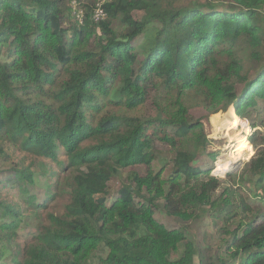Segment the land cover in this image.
Segmentation results:
<instances>
[{"label":"trees","instance_id":"trees-1","mask_svg":"<svg viewBox=\"0 0 264 264\" xmlns=\"http://www.w3.org/2000/svg\"><path fill=\"white\" fill-rule=\"evenodd\" d=\"M73 1L0 0V160L26 154L0 169V264H95L97 256L100 264H198L200 250L185 228L168 229L155 209L164 199L169 215L192 217L182 211L190 203L210 205L216 222L227 217L230 201L217 203L220 197L211 195L219 179L194 165L207 136L189 110L230 107L244 118L264 99V0H86L78 7L82 21L68 18L65 26L69 7L63 6ZM99 6L107 15L95 20ZM136 10L144 11L141 19ZM151 89L157 114L144 119L137 112ZM157 125L175 128L178 136L163 137L177 150L169 179L163 169L134 174L109 205L108 184L120 169L152 164L150 130ZM61 149L78 170L67 213L52 214L45 229L30 227L35 232L25 238L28 216L40 215L54 191L44 203L25 188L22 201L10 192L36 183L25 159L58 161ZM251 166L263 183L264 157ZM225 231L231 238L210 264H264V213ZM33 237L37 243L29 248Z\"/></svg>","mask_w":264,"mask_h":264},{"label":"rangeland","instance_id":"rangeland-1","mask_svg":"<svg viewBox=\"0 0 264 264\" xmlns=\"http://www.w3.org/2000/svg\"><path fill=\"white\" fill-rule=\"evenodd\" d=\"M212 2L216 3L219 0H178L177 5H189L192 2ZM81 3H86V0H74L71 3H66L65 7L69 9L65 12L64 25H69V19L82 21L83 9L79 10ZM69 4L71 6H69ZM72 11H69L71 8ZM96 10L94 11V19L96 20ZM136 19H141L144 11L136 10L133 13ZM74 21V22H75ZM115 28L122 30L119 22L115 20ZM117 85L112 90L111 97L119 99ZM243 85H237L238 94L242 92ZM153 90H150V95L143 107L137 113L140 117L147 119L157 114L156 107L152 99ZM175 96V95H174ZM173 96V98H174ZM235 108V106H233ZM220 111L217 113H209L208 110L200 105H191L189 113H191L193 120H202L204 123L203 133L207 136V143L204 149L198 151L194 165L201 170L210 172L211 176H215L220 181V186L212 192V198L222 197L230 201V205L224 207L227 217L222 221L216 222L215 212L211 213L210 205L202 204L200 207L195 208L192 204L188 203L183 206L182 211L193 213L192 217H177L169 215L164 209L165 200L158 201V207L155 209V218L157 221L165 225L168 229L185 228L188 241H194L200 250V257L196 256V263L199 260L203 263L210 264L219 254V246L226 242L225 239L231 238L232 234H228L225 229L232 232L237 228V225L242 219H253L259 211V214L264 213V182L257 183L259 178V171L252 169L251 162L257 156L264 157V99L258 100V106L249 112L248 116L236 118L233 112L229 110ZM233 114H232V113ZM236 112V109H235ZM228 113V114H227ZM221 116V117H219ZM155 127V126H154ZM150 133L152 136V149L154 151L155 159L149 166L147 164H133L120 169L115 176L111 178L108 184V203L111 205L118 197L120 188L130 183V179L134 174L145 176L149 171L158 172L163 169L164 179H169L170 173L174 166V158L177 150L174 149L171 143L163 140V137H176L175 128L171 126H156L152 128ZM255 134L256 143H253L251 136ZM246 139V142L240 140ZM250 142L253 144L251 146ZM246 143V144H245ZM194 150L195 145L189 146ZM26 154L13 155L11 162L3 163L0 160V169L9 170L12 162L19 163L21 158ZM25 167L29 168L35 178L36 183H26L25 186H17L10 192V196L14 201H22L23 189L27 191V195L38 200L39 203H44L45 200L51 196L49 190L54 191V199L49 201L46 208L40 210L38 216H33L34 213L28 216V228L25 230V238L29 233L35 232L39 225L45 229L50 223L53 225L52 214L56 217H63L67 213V205L71 202V184L74 183V175L78 172L69 165V160L64 152V149L59 151L58 161L45 160L41 158H31L24 160ZM208 174L203 173L201 180H206ZM184 179H182V184ZM194 183V182H193ZM54 186V187H53ZM4 184L1 183L0 191L4 189ZM53 187V188H52ZM167 188V187H166ZM188 188L185 190L187 192ZM139 204V202H136ZM247 204L252 208V212L245 210L244 205ZM214 218V219H213ZM227 225V226H226ZM39 235V234H36ZM37 237V236H35ZM28 238L27 244L31 248L37 243V239ZM105 255V252H101ZM208 261V262H207ZM95 264H100V259L95 257ZM240 259L232 260L231 264H239Z\"/></svg>","mask_w":264,"mask_h":264},{"label":"built area","instance_id":"built-area-1","mask_svg":"<svg viewBox=\"0 0 264 264\" xmlns=\"http://www.w3.org/2000/svg\"><path fill=\"white\" fill-rule=\"evenodd\" d=\"M105 3V0H100V4ZM106 12L103 10V8H101V6H99L96 10V17L98 19H104L106 17Z\"/></svg>","mask_w":264,"mask_h":264}]
</instances>
